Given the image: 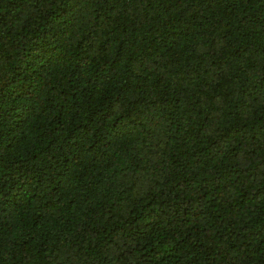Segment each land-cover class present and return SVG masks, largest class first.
Returning <instances> with one entry per match:
<instances>
[{"label":"trees","instance_id":"16d2710c","mask_svg":"<svg viewBox=\"0 0 264 264\" xmlns=\"http://www.w3.org/2000/svg\"><path fill=\"white\" fill-rule=\"evenodd\" d=\"M0 264H264V0H0Z\"/></svg>","mask_w":264,"mask_h":264}]
</instances>
